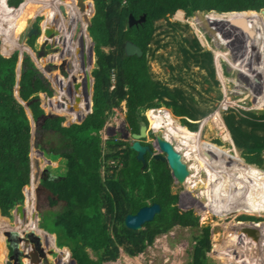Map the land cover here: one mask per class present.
Masks as SVG:
<instances>
[{"label": "trees", "instance_id": "obj_1", "mask_svg": "<svg viewBox=\"0 0 264 264\" xmlns=\"http://www.w3.org/2000/svg\"><path fill=\"white\" fill-rule=\"evenodd\" d=\"M263 8L264 0H0V264H103L116 260L121 248L138 255L176 225L198 227L194 210L177 205L179 194L165 160L147 153L143 168L131 144L115 136L106 140L105 150L100 131L125 100L126 121L134 132L140 122H149L146 111L164 106L182 117L187 130L198 132L197 120L206 112L183 89L150 73L147 51L155 22L178 9L189 16ZM130 14H146V20L129 26ZM209 14L219 29L221 23L236 31L240 27V48L250 51L246 56L234 51L232 66L254 78V88L264 84V36L254 23L264 22V15ZM127 40L143 55H127ZM200 44L195 38L187 52L215 76L213 54ZM224 121L217 110L206 123L221 134L227 126L245 162L263 164L264 115L230 109ZM174 125L173 118L166 128L175 137ZM222 139L229 140L226 133ZM197 144L194 151L200 153ZM177 149L189 152L184 145ZM192 157L190 162L198 164L200 159ZM236 167L240 171L223 184L215 171L193 172V184L210 191L207 196L214 191L211 201H219L217 196L223 201L222 190L243 176L242 166ZM153 202L161 212L143 229L125 226L128 213ZM239 219L257 220L246 214ZM210 235L211 227L203 226L191 264H211Z\"/></svg>", "mask_w": 264, "mask_h": 264}, {"label": "rangeland", "instance_id": "obj_2", "mask_svg": "<svg viewBox=\"0 0 264 264\" xmlns=\"http://www.w3.org/2000/svg\"><path fill=\"white\" fill-rule=\"evenodd\" d=\"M199 13L202 14L199 15ZM243 14L238 18L240 24L244 21ZM201 15L208 16L210 14L206 11H197L189 16L175 13L155 22L153 40L147 51L150 73L154 79L171 88L180 87L183 89L187 95L194 98L196 107L206 112V116H200L197 120L198 130H200H197L196 136L201 141L202 146L215 155L218 162L228 165L229 171L225 170L224 174L216 172L219 178L222 181L230 178L240 171V167H236L238 165L243 168V176L236 181L235 185H227L222 190L226 199L222 201V196L216 195L219 199L216 202L211 201V197L216 194L214 191L210 197V195L207 196V194L202 193L199 189L195 190L188 184L194 183L193 174H190L189 181L187 180L190 193L183 194L184 189H187L186 186L174 179L173 191L182 195V207L179 205V198L177 205L182 211L185 209L194 210V213L199 216V226L176 225L167 233L159 235L152 245L138 255L130 256L121 248L120 256L116 260L105 261L103 264H191L193 247L196 243L195 238L202 227L206 225L211 227V248L207 252L211 264H225L227 256L232 253L245 260L246 256L244 255L247 252H242V248H247L250 252L247 264H264V163L261 165L246 163L241 155V150L234 145L227 126L221 134V131L216 128L215 131H210L206 123L208 118L212 117L217 110H220L223 119L230 109L238 112L264 108V84L254 88L252 83L255 79H249L247 73L235 68L225 59L222 50L226 49L227 41H222L224 42L222 44L221 39L216 37V32L210 30ZM254 23L258 25L257 29L264 36L262 29L264 22L255 21ZM218 27L223 30L227 29V39L234 46V51L242 53L244 48H240V43L244 42V39H240L241 32L238 33L240 27H236L237 31L225 23H221ZM195 38L200 40L202 51L209 50L212 52L215 76H212L205 68L195 65L193 57L187 52V50L193 49L192 44ZM105 49L109 51V48L106 47ZM248 51L250 50H245L244 54L240 55L246 56ZM257 56L260 57V55ZM258 57L257 59H259ZM41 61L44 65L48 60L42 59ZM153 110L146 111L149 124H152L154 120H162L156 116ZM160 110H167L169 119L173 120L169 109L164 106ZM126 111V101L123 100L120 106L116 107L114 112L108 116L101 129L100 136L105 150H108L106 140L112 136L123 140L125 143H133L134 139L131 136L125 137L121 131L123 122L126 123ZM174 117L177 122L182 124V117ZM129 127L132 128L130 124ZM161 127L164 128V126ZM155 133L156 131L147 140L153 144L156 154H162L156 145ZM225 133L229 138L228 141L222 139V135ZM211 140H219L221 143L209 147L207 142ZM181 146H183L182 143L178 144L177 148ZM190 157L192 155L189 154V164L191 163ZM184 161L187 163L188 169L191 168L187 160L184 159ZM200 162L199 160L198 164L193 165L196 167L195 169L192 168L194 174L209 171L206 163ZM53 171L58 172V169ZM195 186L198 187L199 185ZM204 192L211 193L208 190ZM187 199L188 201H186ZM231 199L233 200L232 204L227 205ZM207 203H215V205L209 209ZM243 214L254 216L257 220H240L239 217ZM251 222H255L257 227ZM246 229L251 231L248 232ZM256 234L259 235L257 238L255 237ZM88 251L92 258H97L92 249H88ZM241 255L243 256L241 257Z\"/></svg>", "mask_w": 264, "mask_h": 264}, {"label": "water", "instance_id": "obj_3", "mask_svg": "<svg viewBox=\"0 0 264 264\" xmlns=\"http://www.w3.org/2000/svg\"><path fill=\"white\" fill-rule=\"evenodd\" d=\"M219 12V13H241V12H254V10H245V11H217V10H210L208 12ZM260 11L264 12V8ZM259 11V12H260ZM257 12V13H259ZM177 14L184 15L185 11L183 9H178ZM146 20V14L141 15L139 18H136L133 14L129 15V26H133L135 24L142 23ZM125 52L127 55H137L142 56L143 50L140 46H138L136 43H134L131 40H127L125 44ZM156 109L155 111H157ZM253 112L256 115H264V108H255L253 109ZM162 129L159 131H156V145L159 147L160 152L162 154H156L154 150L152 149L151 145H143L141 143V139L147 136L148 134L154 133L155 131H147V124L142 123L139 132H134L133 135V143L131 145L132 149H134L137 152V159L141 162H143V165H146V159L145 154L150 153L155 158H161L162 160H165L170 169L172 176L174 179L187 188V180L190 176V171L188 169L187 163L183 159V154L177 149V143L175 141L169 140L166 136V131ZM165 153V154H164ZM186 191H189L188 188L185 189ZM181 195L179 199V205L181 206ZM182 207V206H181ZM187 207V206H186ZM188 210V209H185ZM161 212V205L157 202H153L149 205H145L143 207H140L139 210L136 213H128L124 218V224L127 228L133 229V230H140L143 229L146 222L152 221L156 214H159ZM257 227V224L255 222H251ZM258 232L259 229L256 228ZM246 231L250 232V229H246ZM259 235L256 234L255 237L257 238ZM263 239H264V233H263Z\"/></svg>", "mask_w": 264, "mask_h": 264}, {"label": "bare ground", "instance_id": "obj_4", "mask_svg": "<svg viewBox=\"0 0 264 264\" xmlns=\"http://www.w3.org/2000/svg\"><path fill=\"white\" fill-rule=\"evenodd\" d=\"M244 13L253 14V13H257V12L254 11V12H244ZM200 14H202V13H199V15ZM257 15H264V14L257 13ZM201 16L203 17V20L205 21L207 26L210 28V30H214L216 32L217 36L216 35L215 36L218 39H221V41L220 40L219 41L222 44L224 43L222 41H224V40L227 41V44H226L227 47H226L225 50H222V51H223V53L225 55V59L228 60L230 62V64H234V62L231 61V60H233V58L235 56L234 46L227 39V36H226L227 33L225 32V30L217 28L216 26H214L210 22V17L213 16V15L210 14L208 16L207 15H201ZM237 54H239V53H237ZM173 128L176 131V136L175 137H174V131L173 130H168V131L165 130L166 131V136H167V138L169 140L172 139V141H175L177 144L182 143L188 150L191 151L192 155H196V157H197V154H199L200 157H201V160L203 161V163L204 164L206 163V165L209 167V170L215 171V172H217L219 174H224L225 173V168L222 165H220L218 162H216L213 158H211L210 156H207L206 153H203L202 150H200V153H197L196 151H194L197 148V145H198L197 143H199L198 140H197V136L196 135L188 134L185 131H182L181 129L177 128L176 126L173 127ZM189 171H190V174H193V169L192 168H189ZM190 184H191L192 187L194 186L192 183H190ZM219 184H223L221 179H220V183ZM200 189H201V191L203 193L206 190V189L203 190L202 187ZM238 249H240V248L238 247ZM242 249H243V250H241L242 252H244V253L247 252V254L244 255V256H246L245 257L246 261L244 259H240L238 255L235 256V253L234 254L232 253V254H229L227 256L225 264H233V263H236V264H247V262L249 260L250 252H249V250L247 248L246 249L242 248ZM242 256L243 255H241V257Z\"/></svg>", "mask_w": 264, "mask_h": 264}, {"label": "flooded vegetation", "instance_id": "obj_5", "mask_svg": "<svg viewBox=\"0 0 264 264\" xmlns=\"http://www.w3.org/2000/svg\"><path fill=\"white\" fill-rule=\"evenodd\" d=\"M226 32V31H225ZM227 33V32H226ZM227 35H228V33H227ZM226 35V36H227ZM153 112L154 113H156V116L157 117H159L160 119H162L161 121H158V120H154V121H152V124H149L150 122H148V123H146L147 124V131H159V130H162V129H164V130H167L168 128H166V125L167 124H170V119H169V116H168V113H166L167 112V110L166 111H162V110H160V108L157 110V111H154L153 110ZM169 112L172 114V112L169 110ZM172 116H173V118L175 119V117H174V115L172 114ZM176 120V119H175ZM142 123H144V122H140V127H141V124ZM177 124L178 125H174V127L176 126L177 128H179V129H181L182 131H185L186 133H188V134H191V135H196V133H192V132H190L189 130H187L183 125H181L179 122H177ZM161 126H164V128H162ZM140 130V129H139ZM163 130V131H164ZM200 130V129H199ZM198 130V131H199ZM121 131L123 132V134H124V136L125 137H128V136H131L132 138H133V133H134V131L132 130V128H130L129 127V123L126 121V123H125V121L123 122V125H122V128H121ZM139 132V131H138ZM137 132V133H138ZM151 134H153V133H151ZM151 134H148L147 136H145L144 138H142L141 139V143L143 144V145H146V144H148V145H151V147H152V149L154 150V146H153V144L151 143V142H149L147 139L150 137V135ZM197 140H198V142L202 145V143H201V141L197 138ZM123 141V140H122ZM128 144H130V143H128ZM131 145H132V143H131ZM126 146V144H124V147ZM209 147H213V146H209ZM202 149H203V152L204 153H206V155L207 156H210L211 158H213L216 162H218V159L214 156V155H212L206 148H204L203 146H202ZM188 150V149H187ZM190 151V150H189ZM147 153H148V151H147ZM146 153V154H147ZM182 154H183V158L184 159H186L187 160V162H188V160H189V152L187 151H182L181 152ZM136 154H137V152H136ZM146 154H145V156H146ZM150 154V153H149ZM192 154V153H191ZM152 155V154H151ZM195 158H199L200 159V161L203 163V161L201 160V157H200V155L199 154H197V157H196V155H193ZM155 157V156H154ZM145 159H146V157H145ZM142 163V167L144 168V167H146L147 166V161H146V165L144 166L143 165V162H141ZM220 165H222L223 167H225V165L223 164V163H221V162H218ZM188 164H189V162H188ZM204 164V163H203ZM190 166H191V168H196L195 166H193V165H195V164H189ZM175 181V180H174ZM173 181V182H174ZM188 181H189V179H188ZM190 186H191V184L190 183H188ZM196 185V184H195ZM194 185V186H195ZM193 186V187H194ZM173 183H172V189H173ZM188 188V187H187ZM195 188V190H197V189H199L200 191H201V187L200 186H195L194 187ZM190 190V189H189ZM191 191V190H190ZM190 191H186L185 189H184V192H183V194L184 193H186V192H188V193H190ZM202 192V191H201ZM203 193V192H202ZM192 194V193H191ZM193 195V194H192ZM180 196V195H179ZM181 197H182V195H181ZM193 197V196H192ZM194 198V197H193ZM179 199H180V197H179ZM195 200H196V198H195ZM186 201H188V199L186 200ZM191 203H193V201H191ZM207 205H208V203H207Z\"/></svg>", "mask_w": 264, "mask_h": 264}, {"label": "clouds", "instance_id": "obj_6", "mask_svg": "<svg viewBox=\"0 0 264 264\" xmlns=\"http://www.w3.org/2000/svg\"><path fill=\"white\" fill-rule=\"evenodd\" d=\"M152 109H155V110H156V108H152ZM155 110H154V111H155ZM223 120H224V118H223ZM224 122H225V121H224ZM234 145H235V144H234ZM173 178H174V177H173ZM256 223H257V222H256Z\"/></svg>", "mask_w": 264, "mask_h": 264}, {"label": "built area", "instance_id": "obj_7", "mask_svg": "<svg viewBox=\"0 0 264 264\" xmlns=\"http://www.w3.org/2000/svg\"><path fill=\"white\" fill-rule=\"evenodd\" d=\"M155 110V109H154Z\"/></svg>", "mask_w": 264, "mask_h": 264}]
</instances>
